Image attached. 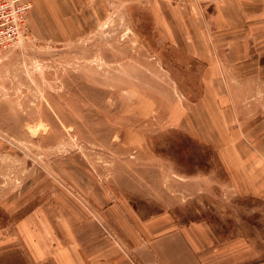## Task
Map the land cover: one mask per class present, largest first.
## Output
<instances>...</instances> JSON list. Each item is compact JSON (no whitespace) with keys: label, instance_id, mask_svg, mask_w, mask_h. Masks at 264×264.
Listing matches in <instances>:
<instances>
[{"label":"rangeland","instance_id":"obj_1","mask_svg":"<svg viewBox=\"0 0 264 264\" xmlns=\"http://www.w3.org/2000/svg\"><path fill=\"white\" fill-rule=\"evenodd\" d=\"M161 3L46 0L0 49L2 237L20 241L36 209L111 241L133 219L203 222L238 264L264 262V198L234 168L246 128L264 143V30L234 43L201 9Z\"/></svg>","mask_w":264,"mask_h":264},{"label":"crops","instance_id":"obj_2","mask_svg":"<svg viewBox=\"0 0 264 264\" xmlns=\"http://www.w3.org/2000/svg\"><path fill=\"white\" fill-rule=\"evenodd\" d=\"M46 0H34L32 7L39 8ZM50 1V0H48ZM169 1L178 7H196L202 10L200 22L222 25L218 33H228L234 43L264 30V0H164L160 6L168 7ZM30 9V10H31ZM207 12V17L204 13ZM199 17V14H198ZM160 20L169 22L166 17ZM207 18V20H206ZM28 20V15H27ZM228 25V26H225ZM237 45V44H236ZM250 48L231 47L230 55H249ZM262 53V52H261ZM258 51L257 55H262ZM263 68V66H262ZM257 71L262 74L260 68ZM232 78L238 79L233 74ZM241 134V133H240ZM235 151L238 156L235 171L243 191L264 198V143L250 137L246 128ZM261 142V143H260ZM240 148H243L240 149ZM243 184V186H242ZM108 211H101L106 217ZM76 216V215H75ZM77 217L66 229L60 224L46 222L44 213L36 209L16 224L20 241L0 235V264L10 263L13 252L21 249L26 264H238L235 250L223 246L212 228L203 222L174 225L170 222L127 221L116 226L118 240L111 241L96 225H88ZM48 225V226H47ZM7 230L6 226L4 228ZM58 229V232L56 231ZM59 233V234H58ZM247 264V263H246ZM257 264H264L260 262Z\"/></svg>","mask_w":264,"mask_h":264},{"label":"built area","instance_id":"obj_3","mask_svg":"<svg viewBox=\"0 0 264 264\" xmlns=\"http://www.w3.org/2000/svg\"><path fill=\"white\" fill-rule=\"evenodd\" d=\"M34 0H0V49L20 41L27 32V14Z\"/></svg>","mask_w":264,"mask_h":264}]
</instances>
